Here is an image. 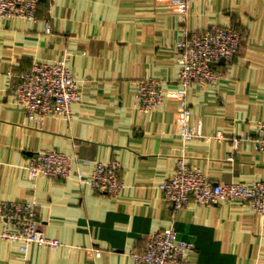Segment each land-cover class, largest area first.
Returning a JSON list of instances; mask_svg holds the SVG:
<instances>
[{
  "label": "crops",
  "instance_id": "crops-1",
  "mask_svg": "<svg viewBox=\"0 0 264 264\" xmlns=\"http://www.w3.org/2000/svg\"><path fill=\"white\" fill-rule=\"evenodd\" d=\"M191 1L185 20L168 0H43L35 21L0 19V200L36 202L46 235L61 242L23 252L0 239V264H135L132 249L169 226L195 246L187 264H264V215L240 200L174 213L159 188L182 155L216 182L264 179V152L252 140L264 119V0ZM229 24L243 31L238 56L217 64L216 84L188 94L191 124L211 138L184 143L176 44L184 29ZM66 57L82 100L70 118L30 121L13 96L20 75ZM149 77L163 82L167 98L141 111L137 83ZM219 130L223 138L213 137ZM48 148L78 158L69 178L29 176V158ZM111 160L122 166L117 197L79 181L78 172L87 178L96 161Z\"/></svg>",
  "mask_w": 264,
  "mask_h": 264
},
{
  "label": "built area",
  "instance_id": "built-area-1",
  "mask_svg": "<svg viewBox=\"0 0 264 264\" xmlns=\"http://www.w3.org/2000/svg\"><path fill=\"white\" fill-rule=\"evenodd\" d=\"M43 0H0V19L21 18L35 21L37 10ZM55 4L58 0H48ZM191 0H168V4L184 20ZM49 30V29H48ZM184 38L177 42L179 66L174 94L179 103L176 124L184 143L205 136L202 124H191L192 107L188 94L194 86L214 85L221 77L217 64L229 65L238 56L243 31L233 24L211 26L204 30H183ZM15 101L24 108L30 121L43 122L51 116L70 118L72 105L83 98L81 86L73 75L68 59L38 61L20 75L14 87ZM167 91L163 82L156 78L138 81L135 99L141 111L157 108L166 101ZM218 131L216 138H223ZM252 140L259 151L264 152V119L257 124ZM241 138L235 139L238 146ZM234 153L229 158L232 159ZM78 158L62 151L48 148L29 158L27 170L30 177L46 175L67 179ZM121 164L117 160L96 161L89 177L78 172V179L89 184L95 191L117 197L123 187ZM163 198L174 213L194 203L212 206L242 201L253 212L264 215V179L246 182H216L199 167L191 165L185 156H178L174 173L159 184ZM0 239L19 242L23 252L32 244L53 248L61 246L58 239L49 238L42 228L34 201L0 200ZM194 244L180 238L174 226L149 232L140 250L132 249L135 264H187ZM95 256L101 258L102 250L96 249ZM97 264H105L98 262Z\"/></svg>",
  "mask_w": 264,
  "mask_h": 264
}]
</instances>
